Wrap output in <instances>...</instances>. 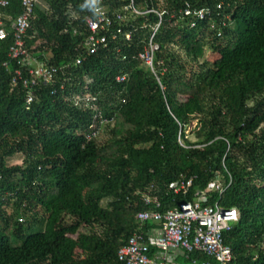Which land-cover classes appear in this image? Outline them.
<instances>
[{
  "label": "trees",
  "instance_id": "trees-1",
  "mask_svg": "<svg viewBox=\"0 0 264 264\" xmlns=\"http://www.w3.org/2000/svg\"><path fill=\"white\" fill-rule=\"evenodd\" d=\"M86 3L36 7L27 49L71 67L40 85L32 104L0 70V264H120L118 251L135 232L159 227L141 225L138 212L192 202L218 177L232 182L208 203L239 213L224 233L232 264H264V0H134L162 20L126 12L131 0H96L114 20L92 55ZM187 6L191 14L182 16ZM201 10L212 15L201 20ZM12 11L21 13L20 0ZM119 12L125 21L115 19ZM159 21L162 86L139 58ZM11 42L0 41L4 59ZM208 52L219 58L205 60ZM73 93L98 97L110 119L98 136L87 137L93 111L67 101ZM14 156L22 164L12 165ZM181 176L194 178L189 194L172 191ZM146 196L160 207L145 205Z\"/></svg>",
  "mask_w": 264,
  "mask_h": 264
},
{
  "label": "built area",
  "instance_id": "built-area-1",
  "mask_svg": "<svg viewBox=\"0 0 264 264\" xmlns=\"http://www.w3.org/2000/svg\"><path fill=\"white\" fill-rule=\"evenodd\" d=\"M40 0H20L22 9L20 14L12 11V0H0V41L12 42L8 48L6 59L0 56V70L9 71L11 78V87L21 86L27 94L26 103L32 104L36 99L35 91L40 85H49L54 83L60 73H65L71 65L58 67L51 65L49 57L44 54V59L32 54L26 46V39L32 28V20L36 7ZM222 6H218L221 10ZM126 12L133 15H143L147 13L162 15L153 8H147L142 12L134 5V0L125 8ZM125 13L115 14V19L125 21ZM182 16L191 14L188 8L181 11ZM210 10H201L198 17L203 20L211 16ZM174 17V14H172ZM113 20L103 7H97L92 11V15L85 17V24L88 29V35L85 40L86 50L90 55L97 53L101 46L107 43V34L105 33L113 26ZM159 21L153 31L143 52L139 58L143 61L148 69L162 86L159 73L162 75L164 69L158 73V66L161 62L156 63L155 54L160 49L159 44L155 41V35L161 25ZM225 25V22H223ZM215 25H213V28ZM78 32L75 31V34ZM218 36H221L219 32ZM130 38V34L127 35ZM84 61L83 57H78L72 63V66H78ZM127 75H122L117 80L125 81ZM64 84L62 85V88ZM54 89L52 94L57 93ZM67 101L73 102L74 106L80 109H90L93 111L90 134L88 138L99 135V127L106 125L110 119L105 118L99 109V99L97 96L86 94H71ZM194 178L181 176L171 185L174 194H189L193 187ZM225 184L220 177L213 180L206 189L198 190L195 194V200L192 202L182 203L178 208L161 212L156 209H148L138 212L136 219L144 225L146 222L159 224L158 228L135 232L127 242L118 251V261L120 264H165L170 261L171 253L181 252L186 257L194 253H200L206 256V260H193L195 264H232L233 254L231 248L225 244L224 233L232 230L233 226L239 220V213L236 208L225 209L220 206L219 202L209 204V198L212 193L222 195L230 186ZM144 204L150 206L154 204L156 208L160 207L158 199L146 196ZM156 251V261L151 257V253Z\"/></svg>",
  "mask_w": 264,
  "mask_h": 264
},
{
  "label": "rangeland",
  "instance_id": "rangeland-1",
  "mask_svg": "<svg viewBox=\"0 0 264 264\" xmlns=\"http://www.w3.org/2000/svg\"><path fill=\"white\" fill-rule=\"evenodd\" d=\"M219 58V55L218 54H214V53H211V52H208L207 54H206V56L204 57V59L205 60H208L209 62H214V61H216L217 59ZM195 126H196V122H194L193 123V125L190 127V129H189V131H192L194 128H195ZM105 135V134H104ZM103 134H102V136H104ZM188 136H189V138L191 139V140H195V137H194V135L192 134V132H190L189 134H188ZM9 160V162L12 164V165H16V164H22V158L20 157V156H18V157H12V158H9L8 159ZM183 264H190V262H184Z\"/></svg>",
  "mask_w": 264,
  "mask_h": 264
},
{
  "label": "crops",
  "instance_id": "crops-1",
  "mask_svg": "<svg viewBox=\"0 0 264 264\" xmlns=\"http://www.w3.org/2000/svg\"><path fill=\"white\" fill-rule=\"evenodd\" d=\"M151 257L153 259H155L156 261H159L156 258L157 256H156V251L155 250L151 253ZM193 260H195V259H191L189 257H186L181 252H175V253H171L170 261H166L165 264H183L184 262H190V264H195L193 262Z\"/></svg>",
  "mask_w": 264,
  "mask_h": 264
},
{
  "label": "clouds",
  "instance_id": "clouds-1",
  "mask_svg": "<svg viewBox=\"0 0 264 264\" xmlns=\"http://www.w3.org/2000/svg\"><path fill=\"white\" fill-rule=\"evenodd\" d=\"M85 6L95 11L96 10V0H87V3Z\"/></svg>",
  "mask_w": 264,
  "mask_h": 264
}]
</instances>
